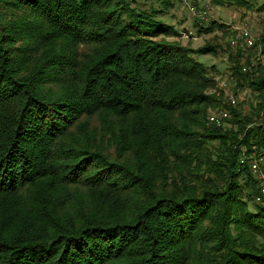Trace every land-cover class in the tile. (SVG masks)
<instances>
[{
  "label": "trees",
  "instance_id": "trees-1",
  "mask_svg": "<svg viewBox=\"0 0 264 264\" xmlns=\"http://www.w3.org/2000/svg\"><path fill=\"white\" fill-rule=\"evenodd\" d=\"M163 8L0 0V264H264L261 182L240 163L264 157V68L230 52L255 119L207 126L216 80L194 56L220 47L183 46Z\"/></svg>",
  "mask_w": 264,
  "mask_h": 264
},
{
  "label": "rangeland",
  "instance_id": "rangeland-1",
  "mask_svg": "<svg viewBox=\"0 0 264 264\" xmlns=\"http://www.w3.org/2000/svg\"><path fill=\"white\" fill-rule=\"evenodd\" d=\"M130 1V0H129ZM134 5L141 9H148V7H156L157 9L163 8L164 4L161 5L160 2H168L170 7L163 8L165 11V15L161 18L167 24L172 25L180 34L178 38V42L183 46L188 47L190 49H197L202 47L206 43L216 44L220 47L216 56H194L196 60L202 62L208 69L210 76L213 77L215 81V85L212 89L207 91L208 95H212L215 103L214 107L208 108L207 116L217 111L218 109H229L226 105V96L228 94H233L237 98L235 109L236 114L238 115L236 120H243L245 117L251 118L252 121L255 119L254 110L258 105L259 99L257 95L254 93L251 87L248 86L246 82L241 86L240 84L231 83L227 85V87H222L218 85V82L224 81L222 78L223 73L227 71V56L230 55V52L237 50L232 49L229 45V36L236 29H240L246 27L250 29L253 34L258 33L259 31L264 30V0H259L251 10H245L243 8H220L207 3V16L204 21L198 22L196 16L193 15L189 8L187 7V0H132ZM187 1V2H186ZM202 4V1H201ZM211 20L217 21L219 23H223L226 26L225 33L223 32H215L207 35H198L197 29L198 26H206ZM254 63V64H253ZM244 65V66H242ZM241 68L250 66L251 69L249 72L253 70H257L259 63L253 60L252 55L250 56V64H242ZM261 68H264V65H260ZM258 72V71H257ZM264 75V73H262ZM231 114V112H230ZM232 119V116L230 117ZM227 121L223 129H234L230 122V119ZM207 126H210L207 124ZM212 127V126H211ZM261 165V169L264 172V157Z\"/></svg>",
  "mask_w": 264,
  "mask_h": 264
},
{
  "label": "built area",
  "instance_id": "built-area-1",
  "mask_svg": "<svg viewBox=\"0 0 264 264\" xmlns=\"http://www.w3.org/2000/svg\"><path fill=\"white\" fill-rule=\"evenodd\" d=\"M206 2L207 1L202 2V4L197 7L187 4L190 12L196 16L198 21H204L206 19V8L208 7ZM229 37V45L232 49H250L254 52L253 60L260 65H264V30L253 34L250 29L246 27V24H244V27L236 29ZM242 71H247V68L243 67ZM222 78H225L224 81L218 82V85L222 87H227V85L235 82V77L229 72L223 73ZM225 101L229 108H234L237 98L233 94H228ZM230 117L231 114L229 109H218L207 116V124L215 128H224ZM262 162L263 158L257 156L254 152L250 154L243 153L240 156V163L246 165L255 179L261 182L258 194L253 198L254 203L258 205L264 202V172L261 169Z\"/></svg>",
  "mask_w": 264,
  "mask_h": 264
}]
</instances>
